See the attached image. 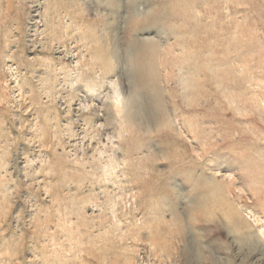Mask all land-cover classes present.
Segmentation results:
<instances>
[{
  "label": "rangeland",
  "instance_id": "obj_1",
  "mask_svg": "<svg viewBox=\"0 0 264 264\" xmlns=\"http://www.w3.org/2000/svg\"><path fill=\"white\" fill-rule=\"evenodd\" d=\"M0 264H264V0H0Z\"/></svg>",
  "mask_w": 264,
  "mask_h": 264
},
{
  "label": "bare ground",
  "instance_id": "obj_2",
  "mask_svg": "<svg viewBox=\"0 0 264 264\" xmlns=\"http://www.w3.org/2000/svg\"><path fill=\"white\" fill-rule=\"evenodd\" d=\"M148 77V76H147Z\"/></svg>",
  "mask_w": 264,
  "mask_h": 264
}]
</instances>
